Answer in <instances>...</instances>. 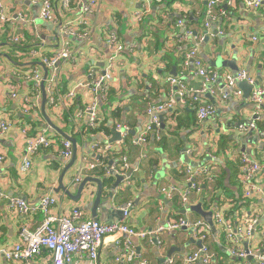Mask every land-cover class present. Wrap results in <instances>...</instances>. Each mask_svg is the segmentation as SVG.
Here are the masks:
<instances>
[{"label": "crops", "instance_id": "1", "mask_svg": "<svg viewBox=\"0 0 264 264\" xmlns=\"http://www.w3.org/2000/svg\"><path fill=\"white\" fill-rule=\"evenodd\" d=\"M1 1L11 21L0 31V121L10 125L7 133L0 137V157L3 158L0 162V264H9L1 251L19 241L20 229L24 226L33 228L43 220L38 212L25 216L9 209L7 198H20L29 205H37L48 194L58 199L50 209L51 215H66L77 208L83 213L82 220L102 223L109 205L122 210L125 204H130L125 223L137 232L153 231L179 218L206 222L191 210L200 206L204 213L212 215L213 226L206 222L210 227L206 244L214 255L210 264H256L253 256L264 253V195L243 198L240 160L242 155H246L261 165L262 170L254 182L264 191V97L258 116L250 102L252 91L264 88V6L250 10L243 0H221L216 7L217 13L220 10L225 13L219 14V23H213L211 28L216 30L220 27L223 35L202 43L198 50L203 65L221 79L214 88L215 93L206 94L213 98L212 101L206 95L201 98L204 103L213 106L214 115L199 123L195 105L189 101H177L171 113L161 116L160 138L157 140L151 136L146 145H134V139L148 123L147 106L162 104L167 100L170 94L168 78L180 79L186 88L198 89L201 85V80L193 73L192 64L189 62L185 65L193 41H178L179 32L175 22L183 19L195 33L203 32L205 0H178L170 6L167 3L153 5L139 22H133L132 15L141 9L140 0H100L98 13L88 16V37L69 38L68 46L64 45L59 28L61 24L75 20L77 13L63 11L61 0H51L58 17L57 24L39 19V0ZM109 31L118 35L124 49L113 62V82L106 100L97 104V124L91 128L95 131L89 132L86 128L88 116L75 118L74 113L83 110L95 99L90 90L81 85L88 83L91 71L102 72L109 62L112 52L105 43ZM16 37L21 39L17 44L13 41ZM63 49H67L70 57L60 61V80L55 95L65 100L51 104L48 98L43 115L42 93L36 95L23 76L41 67L39 58L28 55L36 50L48 56ZM219 61L233 63L236 73L243 71L253 80V84L245 82L252 87L248 99L244 98L239 85L236 87L242 92L241 97L221 86L224 85L223 77L233 75L235 71L211 66V63ZM172 69H175L176 77L171 74ZM226 92L228 96L224 98ZM70 93L74 97L67 99ZM33 104L36 106L32 107ZM26 108L29 109L28 113L24 112ZM46 119L75 140V163L68 169L73 157L71 144L72 157L68 161L62 160L53 147L35 155L30 167L22 171L25 158L23 130L28 129L30 136L45 131L57 147L65 140L51 131ZM119 123L126 125L130 131L124 145H117L118 141L112 142ZM251 123L255 125V130L238 129L239 125L247 128ZM94 143L110 145L115 150L112 153H117L121 147L120 154L127 158L130 165L126 175L132 173L116 188L113 187L115 176L111 177L109 184L97 174L93 176L100 181V202L104 205L97 219L90 215L98 190L97 183H87L77 201L63 192H54L62 180L67 191L76 195L78 186L87 178L82 173L81 182H74L79 176V167L83 165L80 158L93 157L91 146ZM218 146H221L220 154L215 155ZM116 157H111L109 163L117 162ZM229 163L230 169L226 167ZM198 166L211 167L215 183L210 187L204 183V178L199 179L201 191L192 192L188 205L184 206L178 196L169 200L160 192L162 187L168 186L185 189L187 183L183 169ZM227 172L229 180H226ZM105 204H109L107 208ZM216 214L225 220L230 219L233 224L245 222L251 225L246 230L251 235H243L236 247L250 252L252 257L243 260L229 255L232 245L227 241L224 229L216 224ZM117 239L115 236L104 239L94 264H118L115 259L124 252L122 247H117ZM160 239L161 247L152 237L129 238L137 256L130 264H140L141 260H146L148 264H165L169 258L174 259V264H183V258L202 245L188 231L181 229L164 233ZM74 262L93 264L85 257H74ZM32 264H51V260L47 252L42 251L32 260Z\"/></svg>", "mask_w": 264, "mask_h": 264}, {"label": "built area", "instance_id": "2", "mask_svg": "<svg viewBox=\"0 0 264 264\" xmlns=\"http://www.w3.org/2000/svg\"><path fill=\"white\" fill-rule=\"evenodd\" d=\"M41 8L39 11V19L43 22L58 23L51 0H39ZM165 0H140L141 9L132 15L133 22H139L143 16L150 12L153 5H162ZM206 10L204 13V26L203 32L195 33L190 27L187 26L185 20L178 19L175 26L178 30L177 39L180 42L193 41V47L186 55L185 65L190 62L194 68V75L201 80V85L198 89L186 88L185 85L178 78H168L170 84V94L167 100L158 105L149 104L146 108V115L148 123L145 129L138 134L134 139V145H146L151 136L157 140L160 138V131L162 127L161 116L164 113H171L177 105V101L186 103L190 101L195 105L197 120L199 123L212 117L215 110L212 105L204 103L201 98L206 95H213L215 93V86L221 81L219 75L214 71H210L203 65L202 60L198 56V50L202 43L217 35L222 36L223 31L218 27L212 30L213 23H219V14L224 15L225 12H216V7L221 3V0H205ZM245 6L250 10H257L264 6V0H243ZM233 3V2H232ZM61 9L65 12L74 11L77 13L75 20H70L60 25V36L64 39V45L68 46L69 38H87L90 34L88 16H93L99 11L100 0H88L82 2L81 0H61ZM4 4L0 0V31L11 21V19L4 12ZM253 40H255L253 38ZM14 43H19V37L13 38ZM105 43L108 49L112 52L109 62L102 72L91 71L89 73L88 83L81 85L87 87L93 94L92 102L83 110H77L74 113L75 118H80L83 115L88 116V127L93 128L97 124V104L104 103L110 87L113 82V62L116 56L123 51L124 46L119 42L118 35L109 31L105 37ZM30 58L38 57V64L41 67L32 69L24 74V80L31 84L32 89L36 95H40V85L43 82L45 71L47 77L44 81L45 92L48 95L47 101L54 104L59 102L63 97L55 95L57 84L60 80L59 64L60 61L67 60L70 55L67 49L55 51L48 56L40 54L36 50H32L29 55ZM247 82L253 84V80L243 71L237 73L226 74L223 77L222 87L226 91H234V95L241 97L242 92L236 87L240 83ZM227 92L224 98H227ZM74 95L68 94L67 99H72ZM264 88H257L252 91L250 95V102L252 103L255 114L258 116L261 112L263 104ZM36 105L33 104L32 107ZM25 113L29 112L26 108ZM10 125L6 121H0V137L9 130ZM255 130L254 124H250L247 128L239 125V130ZM28 129L22 131L24 136V150L25 158L23 159L21 170H27L31 165V159L46 149L56 148L59 157L68 161L72 157L71 143L67 140L61 142L60 147L56 146L55 141L46 134L45 131H40L32 136L28 135ZM115 131L119 134L120 140L117 145H124L126 138L130 134L129 128L124 124H117ZM121 147L117 149V153L113 147L108 144L94 143L91 146V153L93 157H81L82 164L77 176L74 179L75 183L81 182V175L93 177L98 170H102L105 177L119 176L126 180V173L130 165L125 156L120 154ZM119 154V155H118ZM118 156L116 161L105 165L101 159L108 156ZM0 157V162L2 161ZM241 167L243 175L241 177V184L243 186V198L250 199L254 195H264V191L255 184L254 180L257 174L262 170L261 165L252 160L246 155L241 156ZM186 176L187 187L183 190H178L175 186L162 187L160 192L166 199H173L178 196L180 202L186 206L188 205L189 198L192 192L199 193L201 191L199 179L204 178V183L212 186L215 183V177L212 175V169L209 166H198L195 169L192 167H185L182 171ZM3 196V195H2ZM9 201V209H14L20 214L28 216L31 212H38L43 216V220L35 227L30 228L24 226L19 232V241L12 247L4 248L1 254L6 262L9 264H32V260L38 256L42 251H46L48 259L51 264H75L74 257H85L91 263H95L98 258L99 249L106 237L115 236L116 245L118 248L122 247L124 252L121 256L115 259L118 264H130L137 257L130 244L129 238L136 237L145 239L152 237L155 239L156 244L161 247L162 241L160 236L164 233L171 231H178L180 229L192 230L194 238L202 242L200 248L187 254L183 258V264H210L214 258L213 253L210 251L206 244L207 236L210 231L209 225L204 221H190L186 218H179L174 221L166 223L164 226L157 227L153 231L137 232L130 228L125 220L129 215L128 208L130 204H125L122 207L123 220L111 225L104 224L98 220H82L83 213L79 209H72L68 214L62 216H55L50 214V209L57 203V198L52 194L43 196L37 205H29L26 201L20 198H7ZM264 214V210L262 211ZM216 224L224 229L226 232V239L232 245L228 253L230 256L246 260L253 255L241 249H237L239 239L246 235L247 229L251 225L246 223L233 224L230 219H224L220 215H215ZM255 223L252 222V224ZM122 238V239H120ZM256 264H264V253L259 252L258 255L253 256ZM173 258L165 261V264H174ZM140 264H148L146 260H141Z\"/></svg>", "mask_w": 264, "mask_h": 264}, {"label": "water", "instance_id": "3", "mask_svg": "<svg viewBox=\"0 0 264 264\" xmlns=\"http://www.w3.org/2000/svg\"><path fill=\"white\" fill-rule=\"evenodd\" d=\"M207 42V40H206ZM211 66L213 68L215 67H224V68H229L230 70L232 71H235L236 73V69L234 68V64L233 63H221L220 61L219 62H216V63H211ZM171 74L176 77V73H175V69H172V72ZM47 77V71H45L44 73V77H43V82L41 83L40 85V89H41V93H42V101H41V111H42V114L44 115V112H45V108H46V104H47V95H46V92H45V79ZM222 86V85H221ZM239 87H241L243 89V92H244V98L245 99H248L249 98V95L251 93V89L252 87L248 86L245 82L243 83H240L239 84ZM206 98L209 99L210 101L213 100V98L209 95H206ZM47 121V124L48 126L50 127L51 131H54L55 133L59 134L61 137H63L65 140L69 141L71 144H72V147H73V157L68 165V169L73 166V164L75 163V160H76V142L74 139L70 138L69 136L65 135L62 131H60L59 128H57L53 123H51L48 119H46ZM120 136L118 133H115L114 134V137H113V141L112 142H115V141H118L120 140ZM66 169V170H68ZM131 172L129 173V175H126V176H131ZM227 178L226 180H229V173L227 172ZM116 178V183L113 185L114 188L118 187L120 184H122L124 178L122 177H119V176H115ZM100 180V179H99ZM97 183L98 185V190H97V193L95 195V199L91 205V210H90V215L93 219H97L100 211L102 210V207L104 206L103 204L101 205V202H100V197H101V194H102V187H101V184H100V181H98V178H93V177H87L86 179H84L82 181V183L78 186V190H77V193L75 196H73L69 191H67V189L63 186L62 184V180H60V183H59V187L57 189H54V192L56 193H59V192H63L65 193L70 199H73L75 201H77L80 196H81V193L84 189V187L87 185V183ZM109 205V204H108ZM107 204H105V207L107 208L108 206ZM110 209L108 210L107 208V211H106V217H105V221L104 223L105 224H114L115 222L118 223V222H121L123 220V211L120 210V209H115L114 207H112L111 205H109ZM193 212L195 213H198L200 216H202L206 222L210 225V226H213V221H212V215L211 213H204L200 206H197V207H192L191 209ZM182 231H188V234L189 235H193V232L192 230H187V229H181ZM198 245H200V242H198Z\"/></svg>", "mask_w": 264, "mask_h": 264}, {"label": "trees", "instance_id": "4", "mask_svg": "<svg viewBox=\"0 0 264 264\" xmlns=\"http://www.w3.org/2000/svg\"><path fill=\"white\" fill-rule=\"evenodd\" d=\"M176 1H178V0H165L164 3H165V4L167 3V5L170 6L171 4L175 3ZM211 71H212V70H211ZM189 102H190V101H189ZM70 111H71V110H70ZM86 128H87V130H88L89 132H94V131H95V130L89 128L88 126H87ZM215 148H217V146H216ZM220 148H221V146H218V149H217L218 153L215 154V155L220 154ZM115 156H116V155H115ZM110 159H111V157L108 156V157H106V158L101 159V161H103V163H104L105 165H108ZM116 160H117V163H119L117 157H116ZM240 165H241V164H240ZM226 167L230 169V163L227 164ZM96 174H97V177H101V178L104 180V182H105L106 184H109L110 181L112 180V178H111L112 176H110V177H105L104 174H103V171H102V170H98V171L96 172ZM96 174L94 175V177L96 176ZM218 185H219V187L222 188V186H221V185H222L221 182H219ZM235 221L238 222L239 219H236Z\"/></svg>", "mask_w": 264, "mask_h": 264}, {"label": "rangeland", "instance_id": "5", "mask_svg": "<svg viewBox=\"0 0 264 264\" xmlns=\"http://www.w3.org/2000/svg\"><path fill=\"white\" fill-rule=\"evenodd\" d=\"M194 165V163H192ZM187 165H191V163H187Z\"/></svg>", "mask_w": 264, "mask_h": 264}]
</instances>
